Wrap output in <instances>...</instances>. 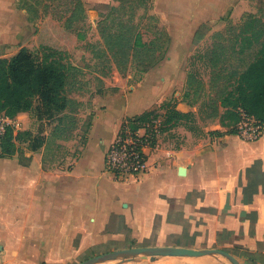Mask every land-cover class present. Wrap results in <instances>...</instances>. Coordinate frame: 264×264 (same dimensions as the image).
<instances>
[{"label": "crops", "instance_id": "obj_1", "mask_svg": "<svg viewBox=\"0 0 264 264\" xmlns=\"http://www.w3.org/2000/svg\"><path fill=\"white\" fill-rule=\"evenodd\" d=\"M83 2L86 13L114 3ZM250 3L153 0L152 12L171 37L164 59L131 89L93 95L86 106L85 141L61 161L43 162V147L31 149L26 142L18 144L20 152L0 157V264H77L140 246L218 248L239 264H264V129L249 141L230 132L232 125H224L220 116L201 121L196 104L183 99L187 76L175 64L187 61L201 25L220 21L223 26L227 15L237 21ZM29 25L16 0H0V58L19 50ZM177 46L185 52L173 53ZM170 96L174 109L188 117L159 132L157 147L146 150L143 173L115 179L104 158L122 120L156 109ZM15 119V131L31 121L28 111ZM100 264L231 262L221 254H204Z\"/></svg>", "mask_w": 264, "mask_h": 264}, {"label": "trees", "instance_id": "obj_2", "mask_svg": "<svg viewBox=\"0 0 264 264\" xmlns=\"http://www.w3.org/2000/svg\"><path fill=\"white\" fill-rule=\"evenodd\" d=\"M113 1L96 11L100 40L88 43L96 60L94 93L99 95L107 92L102 79L113 69L123 77L132 74L133 81H139L163 60L170 44L169 32L152 12L153 0ZM17 6L30 22L49 18L35 30L36 52L21 46L14 55L0 58V113L14 118L20 112H30L37 102L41 115L54 117L55 123L47 134L36 136L30 131L15 133L8 127L0 139V157L20 152L16 143L26 142L31 149L43 147V162L51 161L63 148L62 143L82 128L79 113L84 104L71 93L88 92V80L83 68L70 61V55L76 41L86 39L81 27L86 20L85 5L83 0H18ZM225 19V27L210 35L207 78L189 73L182 96L193 104L203 95L207 122L220 116L234 132L239 110L264 123V0L256 13H245L237 24ZM204 30H209L204 24L196 30L195 41L204 36ZM110 91L116 92L117 88ZM158 108L164 109L160 131L188 117L174 109L173 99L163 100ZM156 109L126 117L120 127L135 129L155 115ZM84 123L81 143L90 119Z\"/></svg>", "mask_w": 264, "mask_h": 264}, {"label": "rangeland", "instance_id": "obj_3", "mask_svg": "<svg viewBox=\"0 0 264 264\" xmlns=\"http://www.w3.org/2000/svg\"><path fill=\"white\" fill-rule=\"evenodd\" d=\"M250 1H251L250 3L251 9L245 13H256L258 9L260 8L263 0H250ZM16 2H18V0H16ZM102 5L103 4L95 5V7H93L92 12L86 13V20L84 24H82L81 26L82 29L86 33V39L76 41V44L71 51L70 61L74 65L83 68V70L85 71V78L88 80V84L86 87L89 88V91L81 95L71 93L72 97H76L78 100L82 101L84 104V108L79 113V116L83 120L82 128L81 130L77 131V133L72 139L62 143L63 148L60 151H57L56 156H55V160L57 161H61L63 158H65L67 153L72 152L78 148L79 144H81V136L83 134L82 132L85 127L84 122H87L90 119V115H88L87 113L86 106L90 105L91 98L93 97V95H95L94 91L97 89V81L94 79L95 73L93 72L96 60L92 56L90 48L88 47V43H96L100 40L97 30H96L95 13L97 10L103 8ZM245 13H243L242 15H244ZM242 15L237 21H233L231 18L228 17V15L223 16L221 20L223 26H219L220 21L204 24L205 28L208 27L209 30H204L203 32L204 36H201V38L197 40L196 43H194L195 46L191 47V51L189 52L187 61L181 62V63L177 62L175 63L176 66L178 67L180 64V68L186 72V76L189 73H192V74H195L197 77L203 78V80L206 79L208 75L207 57H208L209 47H210V42H211V39H210L211 33L214 31L222 30L225 27L226 22H227L225 17H228L229 20L233 24H237L240 22ZM46 18H49V16L45 18H39L35 22L29 21V24H30L29 29H31V31L27 39L23 41V43H21L22 44L21 46L27 47L32 52H36L38 50L37 33L35 32V30L36 28L39 29L41 27L43 21ZM185 49L186 47L177 46L173 49V53L182 54L183 52H185ZM131 75L132 74H128L127 76L123 77L115 69H113L109 76L104 77L102 79L103 80L102 87L108 88L105 94H110L111 93L110 90L113 88H117V89L124 88V89L129 90L135 85V83L139 82L142 79L141 78L139 81H133ZM184 89L186 90L187 88L184 87ZM171 96L166 98V100L173 99L174 101V98ZM195 104H196L195 116H197L201 121H203L207 117V109L204 105L203 95L200 97H197V101ZM163 113H164V109L158 108L156 109L155 116H158L164 119ZM29 119L31 121H28V124H27L28 128L27 129L22 128L23 130L20 129L18 131H15V133L19 131H30L31 134L35 136L39 135V133L47 134L55 123L54 117H47L46 115H41V111H39L37 107V102H35L34 108L29 112ZM16 144H19V143H16Z\"/></svg>", "mask_w": 264, "mask_h": 264}, {"label": "built area", "instance_id": "obj_4", "mask_svg": "<svg viewBox=\"0 0 264 264\" xmlns=\"http://www.w3.org/2000/svg\"><path fill=\"white\" fill-rule=\"evenodd\" d=\"M240 119L234 125L236 134L242 139L255 141L263 129L261 123L239 110ZM163 125L161 117L152 115L138 123L135 129L119 126L110 143L104 158L105 169L117 180L136 177L144 172L146 166V150L157 147V135ZM8 127L17 129L18 121L0 113V139Z\"/></svg>", "mask_w": 264, "mask_h": 264}, {"label": "water", "instance_id": "obj_5", "mask_svg": "<svg viewBox=\"0 0 264 264\" xmlns=\"http://www.w3.org/2000/svg\"><path fill=\"white\" fill-rule=\"evenodd\" d=\"M204 254H221L226 257L231 262V264H239L235 257L223 249H192L174 246L128 247L96 254L81 260L77 264H100L114 260H123L135 256H199Z\"/></svg>", "mask_w": 264, "mask_h": 264}]
</instances>
